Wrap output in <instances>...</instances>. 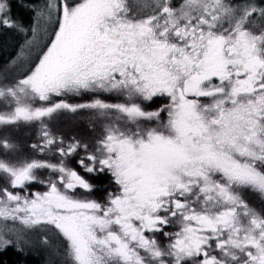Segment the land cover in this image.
Returning a JSON list of instances; mask_svg holds the SVG:
<instances>
[{
	"label": "snow or ice",
	"instance_id": "6c2138e0",
	"mask_svg": "<svg viewBox=\"0 0 264 264\" xmlns=\"http://www.w3.org/2000/svg\"><path fill=\"white\" fill-rule=\"evenodd\" d=\"M12 3L0 27L33 39L0 78V127L38 139L24 155L0 136V252L38 230L64 264H264L243 195L264 199V0H30L28 27ZM81 111L90 142L50 127Z\"/></svg>",
	"mask_w": 264,
	"mask_h": 264
},
{
	"label": "rangeland",
	"instance_id": "374dc122",
	"mask_svg": "<svg viewBox=\"0 0 264 264\" xmlns=\"http://www.w3.org/2000/svg\"><path fill=\"white\" fill-rule=\"evenodd\" d=\"M26 2H30V0H13L11 12L15 19L21 21L26 27H28L33 24V17L35 13L27 8L21 7V4ZM39 2L42 4L44 0H39ZM25 16H27V18H25ZM42 24L43 22H41V26ZM32 39L33 37L30 31L20 32L15 29L0 27V78L6 76L9 81L22 78V75L24 74V68L27 67V64H25L23 67H20L18 65H14L12 61L15 60L20 53L21 47L26 46V42ZM35 39L37 44L30 50L29 54V59L32 61L33 67L35 62H38V56L42 54V45L50 42V39L46 38L44 33L40 31L39 28ZM106 99H110L112 102H116L117 100V98L114 96H106ZM149 106L154 107L152 104ZM73 119L74 118L68 117V115L65 113H62L52 119L50 122V127L57 134L58 132H62V135L65 137H71L75 135L77 138H82L86 142H90L95 133H93L92 126L89 123V116L86 118L77 117L72 123ZM67 124L69 127L68 129ZM64 125L66 129H64ZM76 129L78 130L75 132ZM0 136L8 137L18 146L20 153L24 155L29 154V145L36 142L38 139L37 128L35 126H21L18 128L0 127ZM98 187L100 189H105L104 186ZM103 195L104 192L102 191V195L99 197H102ZM243 195L253 207H256L257 209L264 207V199H262L258 193L246 191L243 193ZM167 230L172 231L173 229ZM42 235H44V233L38 230L27 233L25 237L27 243L23 244L22 247L26 251L30 252L36 250V252L33 251L35 255L32 256L38 260L39 264H64L62 249L58 253L54 247L47 248L43 246L40 241V237ZM56 239L57 238H53V245H55ZM23 256H28V254L24 253Z\"/></svg>",
	"mask_w": 264,
	"mask_h": 264
},
{
	"label": "flooded vegetation",
	"instance_id": "af4514ba",
	"mask_svg": "<svg viewBox=\"0 0 264 264\" xmlns=\"http://www.w3.org/2000/svg\"><path fill=\"white\" fill-rule=\"evenodd\" d=\"M74 99L75 98H77V100H82L83 102H85V101H87L88 99H90V96L89 95H84V96H82V97H73ZM105 99H106V97H104ZM108 100H110V99H108ZM167 101L166 100H162V99H157L154 103H152V106H154L155 108L156 107H158L160 104H162V103H166ZM147 107H149L150 109L151 108H154V107H150L149 105L147 106ZM10 127V126H9ZM8 127V128H9ZM58 134H60V135H62V132H58ZM75 136V135H74ZM74 163V162H73ZM42 175H46V173H42ZM108 177L107 176H102V177H100L99 179H96V180H93V182L97 185V188L98 189H100L98 186H100V187H102V186H104V188H107L108 187ZM33 187V190H36V189H38V188H40L41 186H38V185H33L32 186ZM102 191H97V194L95 193L94 194V196L95 197H99V196H101L102 194ZM14 248V247H13ZM11 249L10 251H11V254L13 255V256H18L19 258H20V260H21V262H23V261H28L30 264H39L38 263V260L34 257V256H32V255H35V253L34 252H36V250H33L32 252H30V251H26L24 248H23V252H19V251H17L16 250V248H14V249ZM4 252V251H3ZM3 252H0V254L1 253H3ZM24 253H27L28 254V256H23V254Z\"/></svg>",
	"mask_w": 264,
	"mask_h": 264
},
{
	"label": "trees",
	"instance_id": "16d2710c",
	"mask_svg": "<svg viewBox=\"0 0 264 264\" xmlns=\"http://www.w3.org/2000/svg\"><path fill=\"white\" fill-rule=\"evenodd\" d=\"M25 18H27V16H25ZM68 101H69V103H82L83 102L82 100H77L76 98L74 99L73 97H68ZM65 114L68 115V117H70V118L72 117L74 119H76L77 117L78 118H86V117L89 116V113L86 112V111H81V112H79L77 114H72V113H65ZM74 119L72 120V123L74 122ZM68 128L69 127H68V124H67V129ZM64 129H66L65 125H64ZM95 193L97 194V192H95ZM162 242L165 243V241H162ZM0 264H30V263L28 261L21 262V260H20V258L18 256H13L11 254L10 250H6V251H4L3 253L0 254Z\"/></svg>",
	"mask_w": 264,
	"mask_h": 264
},
{
	"label": "bare ground",
	"instance_id": "6f19581e",
	"mask_svg": "<svg viewBox=\"0 0 264 264\" xmlns=\"http://www.w3.org/2000/svg\"><path fill=\"white\" fill-rule=\"evenodd\" d=\"M10 128H17V127H11V126H10ZM77 130H78V129H76L75 132H76ZM71 137H72V136H71ZM11 249H12V247H9L7 250H11Z\"/></svg>",
	"mask_w": 264,
	"mask_h": 264
}]
</instances>
